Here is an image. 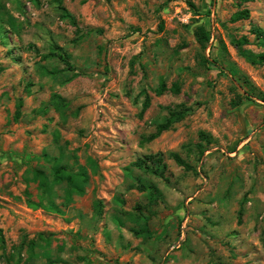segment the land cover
<instances>
[{"label": "rangeland", "instance_id": "obj_1", "mask_svg": "<svg viewBox=\"0 0 264 264\" xmlns=\"http://www.w3.org/2000/svg\"><path fill=\"white\" fill-rule=\"evenodd\" d=\"M238 8L250 17L233 19ZM198 24L210 31L205 48ZM258 25L264 0H0V264H264V61L249 63L232 41L246 36L259 51ZM52 42L78 72L69 81L41 70L65 66L44 58ZM157 151L164 176L131 165ZM55 156L89 172L68 204L65 183L54 185L62 213L28 203L39 192L32 170L51 176Z\"/></svg>", "mask_w": 264, "mask_h": 264}, {"label": "trees", "instance_id": "obj_2", "mask_svg": "<svg viewBox=\"0 0 264 264\" xmlns=\"http://www.w3.org/2000/svg\"><path fill=\"white\" fill-rule=\"evenodd\" d=\"M248 1L253 0H239V3H244ZM60 14L63 15L64 18H68L72 23H75V16L70 14L66 8L63 5H59ZM250 17L249 9L248 8H242L237 9L233 13V19H247ZM8 24L13 27L14 26V20L12 18V15L8 18ZM257 40V44L262 45L263 48H261L259 51H255L250 48L244 47V45L249 43V40L246 36L241 37H233L232 41L236 45L237 49L239 50V53L241 54L245 60H247L249 63L253 65H258L259 63L264 61V28L260 25L258 26H252L250 30ZM194 34L200 45L205 48L209 39H210V31L207 30L204 26V24H198L195 26ZM48 52L44 54V58L47 60L51 57H58L63 61L65 64L64 67H60L58 63H52V64H43L41 65V70L45 74H51L56 75L58 72L63 71V75H66L63 82L69 81L75 76L78 75V72L74 70V68L69 63V53H67L66 50L63 49V47L57 45L56 43H50ZM207 61V60H206ZM208 62V61H207ZM210 62L214 63L216 67L219 69H222L223 66L217 62V60L214 58L213 60H210ZM167 89V84H165L164 81L160 82L159 87L157 88L158 92H161L162 90ZM180 85L177 83H174L171 87V90L174 92H179ZM262 98H264V94L261 95ZM53 100L56 105H62L66 106L67 102L62 96L58 93H53ZM21 99L17 102V107L21 105ZM16 109V114L19 113V109ZM189 110L188 107L181 106L177 110H169L168 115L166 114L162 120L157 124V129L154 131V133H151L147 139H153L154 136H156L161 130L168 129L174 122H176L180 117L185 115V113ZM199 134L202 136V138L206 139V141L210 140L209 134L203 132L200 130ZM200 153H203V149H199ZM169 155H171L176 163L183 166L185 169H190L192 167L191 163H188L185 158H183L181 155H179L177 152H170ZM54 170L51 173V176H48L43 170L35 168L32 170V179L37 184L38 189V196L37 201L33 199H28L29 205L36 206V205H43L48 208L55 209L56 211H59L62 213L61 207L56 201L54 200V195L56 190L54 189V185L56 184H62L65 183L64 186V195H63V202L64 205L68 204L73 199V194L76 195H82L86 190L85 187L88 184L89 181V172L85 165L79 164L78 169L74 172L69 171L67 169V166L61 163L59 160V156L52 157ZM132 166H135L138 169L144 170L152 175H158V176H164L163 172L166 166V163L163 161V154L160 151L155 152V154H147L143 158H137L131 163ZM135 185L140 190H149L152 193H161V189L158 188L156 184H154L152 181L144 179V178H137ZM45 202V203H44ZM94 204L96 207H99V201L94 199ZM241 213V212H240ZM0 242L2 245H4V236L2 233V230L0 228ZM21 240L18 244H15L13 248L17 250L18 257L20 260L21 258V247H22ZM28 243H30V247L34 245L32 240H29ZM46 264H52L54 260L52 257H47ZM29 259H24L23 264H27ZM90 260H87L83 264H89Z\"/></svg>", "mask_w": 264, "mask_h": 264}]
</instances>
